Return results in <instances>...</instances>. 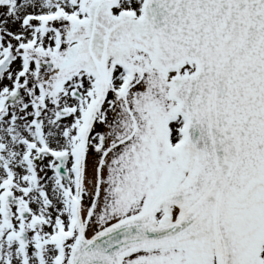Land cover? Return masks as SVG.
<instances>
[{
    "label": "snow or ice",
    "instance_id": "1",
    "mask_svg": "<svg viewBox=\"0 0 264 264\" xmlns=\"http://www.w3.org/2000/svg\"><path fill=\"white\" fill-rule=\"evenodd\" d=\"M0 264H264V0H0Z\"/></svg>",
    "mask_w": 264,
    "mask_h": 264
}]
</instances>
